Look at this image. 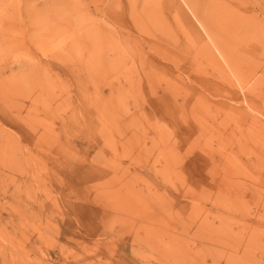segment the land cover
<instances>
[{
    "label": "rangeland",
    "instance_id": "obj_1",
    "mask_svg": "<svg viewBox=\"0 0 264 264\" xmlns=\"http://www.w3.org/2000/svg\"><path fill=\"white\" fill-rule=\"evenodd\" d=\"M0 264H264V0H0Z\"/></svg>",
    "mask_w": 264,
    "mask_h": 264
}]
</instances>
